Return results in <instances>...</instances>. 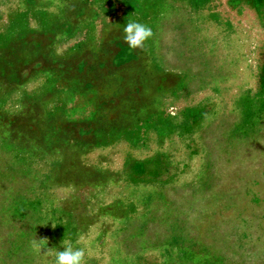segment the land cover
<instances>
[{
  "label": "rangeland",
  "instance_id": "374dc122",
  "mask_svg": "<svg viewBox=\"0 0 264 264\" xmlns=\"http://www.w3.org/2000/svg\"><path fill=\"white\" fill-rule=\"evenodd\" d=\"M67 243L264 264V0H0V264Z\"/></svg>",
  "mask_w": 264,
  "mask_h": 264
},
{
  "label": "clouds",
  "instance_id": "9594fccd",
  "mask_svg": "<svg viewBox=\"0 0 264 264\" xmlns=\"http://www.w3.org/2000/svg\"><path fill=\"white\" fill-rule=\"evenodd\" d=\"M124 41L129 49H141L145 47L146 41L153 37L151 27L140 22L129 21L124 29ZM53 227V226H52ZM55 228V227H53ZM48 243L46 238L32 240V247L41 253ZM44 255H53L54 264H86L85 250L79 247H74L71 243H67L62 247V250L53 252L52 249H46Z\"/></svg>",
  "mask_w": 264,
  "mask_h": 264
}]
</instances>
